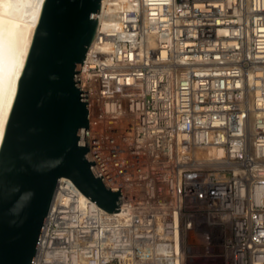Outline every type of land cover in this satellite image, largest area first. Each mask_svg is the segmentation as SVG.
I'll use <instances>...</instances> for the list:
<instances>
[{
	"label": "built area",
	"instance_id": "1",
	"mask_svg": "<svg viewBox=\"0 0 264 264\" xmlns=\"http://www.w3.org/2000/svg\"><path fill=\"white\" fill-rule=\"evenodd\" d=\"M98 21L81 91L121 212L68 211L40 248L60 180L34 264H264V0H103Z\"/></svg>",
	"mask_w": 264,
	"mask_h": 264
},
{
	"label": "water",
	"instance_id": "2",
	"mask_svg": "<svg viewBox=\"0 0 264 264\" xmlns=\"http://www.w3.org/2000/svg\"><path fill=\"white\" fill-rule=\"evenodd\" d=\"M103 0H0V17L36 30L0 148V264H34L58 183L121 212L90 154L81 71Z\"/></svg>",
	"mask_w": 264,
	"mask_h": 264
},
{
	"label": "bare ground",
	"instance_id": "3",
	"mask_svg": "<svg viewBox=\"0 0 264 264\" xmlns=\"http://www.w3.org/2000/svg\"><path fill=\"white\" fill-rule=\"evenodd\" d=\"M35 30V26L0 17V148ZM100 51L95 42L89 52L92 64L97 63ZM58 193L40 248H51L59 240L60 232L55 226L60 227L62 219L65 220L62 216L68 211L78 214L84 211L99 214L102 211L71 180L62 179ZM61 243L65 244V239Z\"/></svg>",
	"mask_w": 264,
	"mask_h": 264
},
{
	"label": "rangeland",
	"instance_id": "4",
	"mask_svg": "<svg viewBox=\"0 0 264 264\" xmlns=\"http://www.w3.org/2000/svg\"><path fill=\"white\" fill-rule=\"evenodd\" d=\"M191 264H220V261L215 260V259H198L192 261Z\"/></svg>",
	"mask_w": 264,
	"mask_h": 264
}]
</instances>
